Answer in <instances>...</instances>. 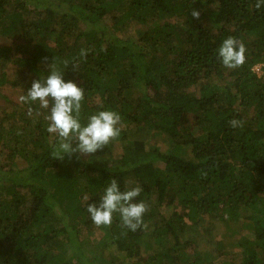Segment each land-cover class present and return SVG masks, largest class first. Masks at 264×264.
I'll return each mask as SVG.
<instances>
[{
    "label": "trees",
    "instance_id": "1",
    "mask_svg": "<svg viewBox=\"0 0 264 264\" xmlns=\"http://www.w3.org/2000/svg\"><path fill=\"white\" fill-rule=\"evenodd\" d=\"M255 2L0 0V36L13 41L0 44V89L25 74L30 88L55 67L84 89L82 124L100 110L122 118L104 149L59 160L48 110L0 107V264H264V7ZM229 36L246 47L236 69L218 57ZM149 132L166 147L148 151ZM112 178L121 191L142 188L144 227L123 228L118 213L110 227L91 222L87 203ZM212 220L225 223L226 242L210 235Z\"/></svg>",
    "mask_w": 264,
    "mask_h": 264
},
{
    "label": "clouds",
    "instance_id": "2",
    "mask_svg": "<svg viewBox=\"0 0 264 264\" xmlns=\"http://www.w3.org/2000/svg\"><path fill=\"white\" fill-rule=\"evenodd\" d=\"M253 7L257 10L264 7V0H256ZM191 15L199 20L200 11L193 9ZM245 53L244 43L232 36L225 38L218 48L220 62L227 69L241 67L246 60ZM79 55L86 58L87 50L81 49ZM64 65L68 66L69 62L65 60ZM76 67L72 65L73 70ZM62 75L63 72L51 67L43 80H33L26 94L18 96V102L22 105L38 103L40 109L48 110L45 116L48 121L47 131L60 141L59 150L54 153L53 158L63 160L65 155L71 157L74 153L84 156L94 154L120 136L122 118L114 110H100L91 114L86 124H82L80 113L84 89L71 80L65 82ZM32 111V107H29L27 113L31 115ZM229 126L235 128L243 125L240 120L233 118L229 121ZM141 191L140 186L121 191L117 180L112 178L104 188L99 202L87 203L86 210L91 222L97 228L110 227L113 214L118 213L123 228L136 231L144 227L143 217L149 210V205L144 201L135 202ZM85 199L88 200L87 197Z\"/></svg>",
    "mask_w": 264,
    "mask_h": 264
},
{
    "label": "rangeland",
    "instance_id": "3",
    "mask_svg": "<svg viewBox=\"0 0 264 264\" xmlns=\"http://www.w3.org/2000/svg\"><path fill=\"white\" fill-rule=\"evenodd\" d=\"M210 20L209 19H206L205 20V22H209ZM206 24H208V23H206ZM209 25V24H208ZM79 26V29H81V25H78ZM71 40L72 39H69L68 40V42L70 41V43H71ZM12 43V46H13V41L12 40H7V41H5V40H3V38L0 36V44H11ZM8 72L9 73H13V69H12V67L11 66H9L8 67ZM255 70H257L258 72H260V70H259V65H257L256 66V68H255ZM20 78H22V76L20 77ZM29 80H30V76L29 75H27V74H25V75H23V78H22V81H21V84L20 85H18V87H11V86H7V87H1V91H0V93H1V95H4V96H6L7 98H9V100H11L10 102H9V100L8 101H5V100H3V96H0V107H2V109L3 108H6V110H7V112H9V111H11L12 109H14V108H16L17 110H18V108L20 109V108H22V107H24V105H22V104H20L19 102H18V96L19 95H22V94H24V91H26V89H29V88H25V86L26 85H28L29 84ZM8 122H10V120L8 121ZM164 134H154L153 132H149L147 135H146V149L148 150V151H150V149L151 148H154V147H158V148H165L166 147V143H165V141H164ZM120 146H121V144L120 143H118V142H116V145L113 147L114 148V152L115 153H118L119 151H120ZM19 165V164H18ZM20 166V165H19ZM1 177V176H0ZM2 178V177H1ZM22 192H26L24 189H20ZM1 193V195H0V198L1 197H3L4 196V192H0ZM162 212H163V215L165 214V215H167V214H170L171 213V209H169L168 207H163L162 209ZM240 218H244V217H240ZM241 220V219H240ZM243 220V219H242ZM207 223H209V222H207ZM214 223V225L216 226V227H214L215 229H217L218 228V226H219V230H217L218 232L216 233V232H214L213 230L210 232V235H212V233L213 234H216V238L217 239H223L224 240V242H226L227 240H228V238H226V237H224V230H225V223L224 222H217V220H212V224ZM206 225V222H201L199 225H198V228H199V230L195 233V236H196V234H199L198 235V238L202 241V236H203V232L205 231V230H203V229H201L203 226H205ZM227 225V224H226ZM239 225V224H238ZM238 225H236L237 226V229L239 230L240 228H239V226ZM204 228V227H203ZM147 231H148V228L146 229V233H147ZM191 234H193L194 235V231H189ZM222 233H223V235H222ZM148 234V233H147ZM147 234H145V236L147 237ZM187 235H189V233H187ZM196 239H197V237H195ZM197 250H198V248H197ZM108 252H106L105 253V256H107L108 254H107ZM115 257V256H114ZM116 258V257H115ZM128 264H129V262H128Z\"/></svg>",
    "mask_w": 264,
    "mask_h": 264
}]
</instances>
